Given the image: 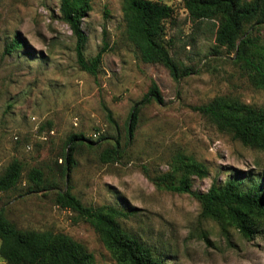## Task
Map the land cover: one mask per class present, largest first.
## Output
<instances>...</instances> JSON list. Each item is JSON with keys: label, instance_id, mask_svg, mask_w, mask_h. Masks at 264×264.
Instances as JSON below:
<instances>
[{"label": "rangeland", "instance_id": "1", "mask_svg": "<svg viewBox=\"0 0 264 264\" xmlns=\"http://www.w3.org/2000/svg\"><path fill=\"white\" fill-rule=\"evenodd\" d=\"M167 2L173 12L163 45L190 70L178 80L163 64L145 63L128 41L122 0H90L83 20L86 59L104 40L108 44L96 75L76 61L60 0H0V175L18 160L23 177L13 190L0 193V209L20 228L61 232L83 244L97 264L117 260L88 221L56 203L57 191L68 189L87 207L130 213L123 228L164 254L167 264H264V229L251 239L233 228L226 234L217 221L201 217L194 197L157 189L144 173L143 167L152 177L169 172L180 153L207 168L206 178H193V192L205 193L230 179L249 184L264 177V151L193 110L217 97L263 108L264 88L234 53L214 50L217 20L194 23L182 0ZM247 33L264 42V27ZM16 34L24 47L7 53ZM151 82L164 103L141 107L129 137L130 112ZM80 134L84 140L72 147L74 164L64 173L70 137ZM117 142L122 156L103 159ZM31 169L43 173L39 188L26 178Z\"/></svg>", "mask_w": 264, "mask_h": 264}, {"label": "trees", "instance_id": "2", "mask_svg": "<svg viewBox=\"0 0 264 264\" xmlns=\"http://www.w3.org/2000/svg\"><path fill=\"white\" fill-rule=\"evenodd\" d=\"M168 0H122L123 19L126 22V37L137 48L145 63H161L168 68L171 76L178 80L190 74L188 68L173 58L163 45L162 34L166 20L173 8ZM189 18L194 23L207 19L217 20L214 50L219 47L234 53V59L251 69L255 84L264 88V42L259 43L248 32V28L264 27V0H182ZM91 10L90 0H60L61 19L70 27L75 39L76 61L80 69L96 75L102 64V57L108 48L102 47L91 58L86 59L84 49L87 36L82 30L83 20ZM24 47L16 34L6 52L12 53ZM155 101L164 103L157 85L151 86L144 98L132 107L127 132L130 137L137 123L141 107ZM208 117L220 131L230 134L244 145L264 151V107L244 104L238 100L217 97L207 104L193 108ZM84 140L73 135L67 146L63 172L74 164L72 147ZM78 142V143H77ZM81 144V143H80ZM119 142L102 154L108 161L119 159L123 151ZM169 172L152 177L143 167L145 175L160 190L188 194L201 205L200 215L214 219L221 230L228 233L235 229L243 238L251 239L264 229V177L247 183V179H230L224 184L213 183L207 192L192 191L193 178L207 177V168L195 159L177 153L172 158ZM29 183L38 188L45 179L38 169H31L26 175ZM23 179L22 166L13 160L0 175V193L13 190ZM55 201L63 208L70 209L88 221L98 232L105 247L114 255L117 264H167L164 254L141 241L140 237L128 232L121 225L128 212L110 206L87 207L68 189L56 192ZM206 239V236H203ZM0 255L4 264H97L94 254L86 247L61 232L23 229L11 222L0 209Z\"/></svg>", "mask_w": 264, "mask_h": 264}, {"label": "built area", "instance_id": "3", "mask_svg": "<svg viewBox=\"0 0 264 264\" xmlns=\"http://www.w3.org/2000/svg\"><path fill=\"white\" fill-rule=\"evenodd\" d=\"M156 1H158V0H156Z\"/></svg>", "mask_w": 264, "mask_h": 264}]
</instances>
